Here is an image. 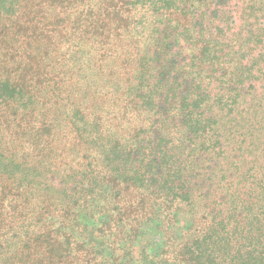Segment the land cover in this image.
<instances>
[{
    "label": "trees",
    "instance_id": "16d2710c",
    "mask_svg": "<svg viewBox=\"0 0 264 264\" xmlns=\"http://www.w3.org/2000/svg\"><path fill=\"white\" fill-rule=\"evenodd\" d=\"M175 2L0 0V264H264V177L237 168L206 99L168 91L152 122L155 61L125 51L139 8ZM242 68L223 113L256 82Z\"/></svg>",
    "mask_w": 264,
    "mask_h": 264
},
{
    "label": "rangeland",
    "instance_id": "374dc122",
    "mask_svg": "<svg viewBox=\"0 0 264 264\" xmlns=\"http://www.w3.org/2000/svg\"><path fill=\"white\" fill-rule=\"evenodd\" d=\"M175 5L178 9L169 16L148 7L139 8L137 18L144 20L137 25L132 45L125 48L141 58L145 52L155 61L153 85L161 81L162 86L157 84L161 88L151 121L158 124L160 118L168 117L169 101L164 100L168 91L175 93L178 103L189 97L206 99L209 105L204 111L217 122L214 127L221 121V139L231 143L227 149L238 158L237 168L257 179L264 177V0H176ZM228 66L234 70L243 67L240 71L252 68L256 82L245 83L238 105L227 106L231 113L227 108L223 113L212 101L226 92L221 81ZM96 72L88 65L84 75L76 77L84 90L93 86ZM253 84L257 92L260 90L258 96L255 90L246 94V88ZM143 117H133L130 108L123 123L135 127ZM170 122L175 130L173 124L182 125L183 119L176 117ZM117 124L114 121L112 127ZM229 135L235 136L234 141L229 142ZM240 143L244 151L237 149Z\"/></svg>",
    "mask_w": 264,
    "mask_h": 264
}]
</instances>
